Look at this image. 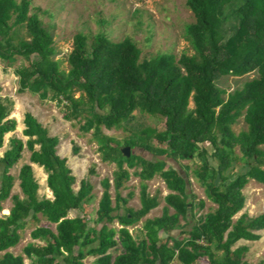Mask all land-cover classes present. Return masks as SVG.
I'll list each match as a JSON object with an SVG mask.
<instances>
[{
	"label": "trees",
	"instance_id": "16d2710c",
	"mask_svg": "<svg viewBox=\"0 0 264 264\" xmlns=\"http://www.w3.org/2000/svg\"><path fill=\"white\" fill-rule=\"evenodd\" d=\"M186 4L196 19L185 29L194 54L178 58L160 53L141 61V49L131 37L114 41L98 32L89 39L78 32L67 57L70 68L64 71L55 59L53 34L42 10L33 11L31 0H0V60L13 63L22 57L28 62L15 70L20 92L28 90L56 102L67 121L83 120V130L93 131L101 161L116 166L113 183L102 180L97 219H85L80 213L93 196V185L82 180L75 190L76 177L56 155L59 140L26 113L23 135L28 141L13 137L0 157V211L15 186L10 170L25 149L31 153L30 163L47 173L53 199L39 195L33 168L25 165L19 174L24 198L13 195L10 215L0 216V252L16 247L21 231L28 222L37 223L40 214L55 226L32 231V238L45 244L29 243L24 254L37 264H86L90 256L98 257L92 264H172L177 259L195 264L205 257L209 264H241L242 251L233 247L241 240L261 239L256 231L264 229V213L235 216L244 209L243 191L249 180L264 184V0H186ZM22 26L28 38L17 39L16 30ZM252 72L257 77L232 93L217 84L221 77ZM14 104L0 94V150L4 121ZM137 113L166 119V127L137 123ZM242 117L246 130L237 134L233 126ZM103 127L129 135L119 142L104 134ZM141 151L155 160L144 158ZM191 160L198 161L193 176L217 205L200 217L196 209H204L206 203H195L191 168L181 164ZM239 164L242 170L235 172ZM136 169L140 172L134 175L142 181L160 176L171 193L164 198L163 214L146 218L131 234L129 226L160 206L159 196L150 195L142 184L140 209L126 207L130 197L121 196L119 190L130 181L129 170ZM180 227L177 238L173 232ZM137 231L143 232L142 238H137ZM119 244L123 252L112 261L108 252ZM0 264L25 262L24 257L6 252Z\"/></svg>",
	"mask_w": 264,
	"mask_h": 264
},
{
	"label": "rangeland",
	"instance_id": "374dc122",
	"mask_svg": "<svg viewBox=\"0 0 264 264\" xmlns=\"http://www.w3.org/2000/svg\"><path fill=\"white\" fill-rule=\"evenodd\" d=\"M31 1L33 11H36L38 8L42 10L40 15L45 25L53 34L54 45L57 51L55 59L60 62V69L64 71L70 68L67 63V57L73 50L74 36L78 32L86 33L89 39L98 32L105 33L114 41L131 37L141 49V61L150 59L160 53H172L177 55L178 58H181L182 54H194L185 38V29L187 24L194 22L196 19L194 13L186 4V0ZM16 32L17 39L28 38L25 26L18 28ZM27 63L22 57H16L13 63L0 60V94L10 97L15 103L11 114L4 121V148L0 150V156L2 157L8 150L9 141L13 137H18L24 143L28 141L27 137L23 135L25 129L24 117L26 113L34 115L48 130L49 136H55L59 140L56 155L66 161L67 168L76 177L75 190L79 189L82 180H87L93 185V196L90 202L84 206L83 212L79 213L85 219L95 221L97 219L99 202L104 191L102 180L109 178L113 183V174L116 171V166L101 161L98 144L93 139V131L85 132L83 130V120L67 121L63 118L65 112L62 106L56 102L42 99L38 93H32L28 90L20 92L19 77L16 75L15 70L21 64ZM256 77L257 72L249 73L243 77L225 76L219 78L217 84L229 94L236 89H241L246 81ZM190 107H194L193 102H191ZM137 115V123L161 130L166 127L167 120L159 116H141L139 113ZM233 129L237 134L246 130V123L243 117L238 120ZM103 133L113 136L119 142L129 135L128 132H123L122 130H107L104 127ZM75 150H77V153H74ZM139 154L146 159L155 160L154 157L142 151ZM237 154L240 155L239 150ZM30 156L31 153L25 149L21 161L10 170V174L16 178L13 192L16 191L19 184L20 170L25 165L30 164ZM181 164L191 168V188L196 196L195 203L198 204L200 200L206 203L204 209H199V207L196 209L197 217L214 211L217 205L208 199L205 188L193 176V171L198 167V161H182ZM125 169H128L127 166H125ZM33 170L40 184V196L51 198L52 195L48 192L47 187V173L39 166H34ZM241 170L242 165L239 164L235 167L234 171L239 172ZM129 172L132 175L130 181L119 190L121 196L130 197L126 207L134 210L140 209L141 185L145 184L150 195L157 194L159 196L160 206L152 210L138 224H142V221L146 218L160 217L163 214L164 207L167 206L164 198L171 193L166 182L160 176H155L149 181H142L134 175L135 172H140V169L129 170ZM243 192L246 199L244 209L235 218L243 213L249 216L264 213V184L249 180ZM110 193L114 199L113 184ZM171 213L174 214L175 211L172 209ZM40 217L37 223L34 221L28 222L26 228L22 230L21 242L13 249L15 253H21L23 247L29 243L30 231L33 227L40 222L41 224L47 222L46 218L42 215ZM184 223L185 220L181 219V226ZM47 224L54 227V224ZM113 225L119 227L117 222ZM185 228L188 229V226ZM177 232H181V227ZM256 232L261 235V239L258 241L241 240L233 247V250L242 251L243 260L241 264H264V229ZM200 263L209 264V260H203Z\"/></svg>",
	"mask_w": 264,
	"mask_h": 264
},
{
	"label": "crops",
	"instance_id": "0c3cea01",
	"mask_svg": "<svg viewBox=\"0 0 264 264\" xmlns=\"http://www.w3.org/2000/svg\"><path fill=\"white\" fill-rule=\"evenodd\" d=\"M21 140V139H20ZM4 155V154H3ZM1 157V156H0ZM3 157V156H2ZM1 157V158H2ZM32 168L34 167V166H37V165H33V164H29ZM43 169V168H42ZM34 171V170H33ZM34 174H35V172H34ZM36 178V177H35ZM47 178H48V176H47ZM40 185V184H39ZM48 187V186H47ZM14 189V188H13ZM49 190V189H48ZM39 191H40V189H39ZM48 192H50L51 193V191L49 190ZM13 195H18L21 199H23L24 198V194L22 193V190H21V187H20V180H19V184H18V187H17V189H16V191H14L13 192V190H12V193H11V196L6 200V201H4L3 203H2V211H0V216H8V215H10V211H11V209H12V207H13V200H12V196ZM40 195V194H39ZM51 195H52V193H51ZM47 198V197H46ZM48 199H53V195H52V197L51 198H48ZM39 216V218H41L40 216H41V214L40 215H38ZM147 217V216H146ZM45 218V217H44ZM157 218V217H156ZM47 223H49L48 221L46 222V223H42L41 224V222L38 224V225H36L35 227H33L32 229H31V231H30V241H29V243H38V244H45V242H43V241H41V240H34L33 238H32V236H31V234H32V231L34 230V229H36L38 226H46L47 225ZM142 225H143V221H142V224H136V225H132V226H129V229H130V232H131V234H134V230L135 229H141L142 228ZM54 226H55V224H54ZM26 228V227H25ZM22 232V231H21ZM173 235L175 236V237H177V238H179L180 236V232H177V230L175 231V232H173ZM136 236H137V238H142L143 237V232H138L137 231V234H136ZM169 235H164V237L163 238H167ZM21 239H22V234H21ZM115 239H117V236L115 237ZM21 242V241H20ZM29 243H27L24 247H23V249H22V251H21V253H15L14 251H13V249L15 248H11V249H9L8 251H6V252H10V253H12V254H14L15 256H22V257H24V262H25V264H37V262L34 260V259H31V258H28L25 254H24V248L29 244ZM19 245V244H18ZM17 245V246H18ZM170 245H173V243L171 242L170 243ZM6 252H0V259L2 258V256L6 253ZM122 252H123V248H122V245L121 244H119L117 247H115V248H113V249H111L109 252H108V254H110L111 256H112V261H113V259L116 257V256H118V255H120V254H122ZM98 257H94V256H90V257H88L84 262L86 263V264H92V263H94L95 261H96V259H97ZM203 260H207L208 261V258H202V259H199L195 264H201L200 262L201 261H203ZM172 264H182L180 261H179V259H177V260H175Z\"/></svg>",
	"mask_w": 264,
	"mask_h": 264
},
{
	"label": "water",
	"instance_id": "95a60500",
	"mask_svg": "<svg viewBox=\"0 0 264 264\" xmlns=\"http://www.w3.org/2000/svg\"><path fill=\"white\" fill-rule=\"evenodd\" d=\"M125 153H126V155L129 157L130 156V150L129 149H127L126 151H125Z\"/></svg>",
	"mask_w": 264,
	"mask_h": 264
}]
</instances>
